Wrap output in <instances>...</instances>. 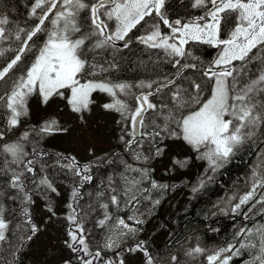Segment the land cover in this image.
I'll return each mask as SVG.
<instances>
[{
  "label": "trees",
  "instance_id": "16d2710c",
  "mask_svg": "<svg viewBox=\"0 0 264 264\" xmlns=\"http://www.w3.org/2000/svg\"><path fill=\"white\" fill-rule=\"evenodd\" d=\"M86 2L94 3L95 0ZM35 4L36 0H0V19L7 20L6 24L0 25L5 29L4 37L0 39V69L19 54L27 40L26 33L35 27L44 13L42 5L33 14ZM210 9L208 0L203 5H197L196 0H165L161 11L175 26L176 20L181 23L191 20L203 22L199 18L207 20L206 13ZM221 15L219 38L227 39L237 23L236 14ZM78 21L82 31L87 33L90 30L88 10L80 13ZM154 25H158L159 30H166L155 12L133 28L124 41L98 49L91 48L94 39L86 42L83 58L88 65L79 74L82 80L131 85L123 92L115 89L116 96L109 95L107 101L108 104L119 100L126 105L123 112L110 109L116 113L119 123L114 147L85 159L71 151L45 144L48 137L62 129L61 121L55 116L37 119L17 137L1 144L4 149L5 145L18 143L22 152L16 157L7 152L8 161L0 166V219L7 225L5 239L0 240V264L19 263L26 246L41 229L33 207L41 199L45 208H52L55 185L59 183L66 186L63 215L69 243L77 251L69 249L80 261L81 258L92 259L99 252L100 257L94 259L93 264H108L109 261L112 264L123 261L124 264L127 255L138 252L140 264H148L149 257L152 264H209L208 256L228 248L230 244L233 245L232 250L221 253L212 264H220L225 256H231L228 264H247L260 255L261 234L264 233V122L254 128L242 129V133L251 131L253 134L245 135L243 143L234 147L226 162H217L219 166L212 165L206 157L202 158L204 153L211 152L207 145H202L199 151L190 146L191 153L179 156L178 161L183 163L177 161V164L185 168L192 159L201 162L193 176L166 179L155 174L154 163L163 155L165 141L182 139L181 130L174 121L200 106L191 103L192 97L198 95L202 104L211 94L214 78L204 73L218 67L214 61L222 44L188 40L184 44L183 57L170 55V49L153 47L135 39L140 34L150 35L156 30ZM41 27L44 31L28 41L21 60L0 80V95L10 93L13 83L26 75L39 54L49 31L47 20ZM17 35L20 39L16 38ZM126 42L127 47H124ZM225 68L232 72L226 81L230 88L235 85L231 92L235 95L264 73V45H257L244 60H233ZM195 84L200 85L198 92ZM178 89L183 101L188 102L184 107H179L173 99ZM142 91L152 93L149 102L156 108L144 113L143 126L140 125L139 133L134 135L131 116L139 106L136 97ZM249 95H254L253 102H258L256 111H262L259 104L264 103V92ZM166 117L172 119L166 120ZM52 121H55L53 130L41 132V128ZM165 124L167 131L163 130ZM172 131L178 135H169ZM26 132L28 136L23 138ZM155 132H160V135L154 136ZM157 149H163L162 153L157 155ZM70 164L74 166L68 167ZM85 166H88L87 171ZM14 176L20 177L19 186H13ZM85 176L91 179L86 180ZM45 179L48 184L41 183ZM177 189L187 190L186 197L180 201L173 199L163 217L144 234L147 223L157 214L168 195ZM249 192L253 193L252 197L233 211ZM113 196L116 197L115 202L112 201ZM70 215L75 216V221L68 219ZM121 220L124 224H120ZM163 228L169 231L156 245L153 239ZM69 231L75 232L78 240L83 237L91 255L85 256L83 245L78 240L73 242ZM110 239L114 242L111 248L106 247ZM140 242H143L141 249L129 251ZM242 244L246 247H241ZM251 244L256 246H247ZM196 248L203 251L194 252ZM237 250L239 253L234 254Z\"/></svg>",
  "mask_w": 264,
  "mask_h": 264
},
{
  "label": "snow or ice",
  "instance_id": "6c2138e0",
  "mask_svg": "<svg viewBox=\"0 0 264 264\" xmlns=\"http://www.w3.org/2000/svg\"><path fill=\"white\" fill-rule=\"evenodd\" d=\"M204 2L205 0H196L197 5H203ZM208 2L211 4V9L206 13V16L210 17V21L203 24L194 21L185 23L181 27H175L161 11L165 0H95L94 3H88L86 0H60L59 5L57 0H36V4L32 9L33 14L43 4L48 3L49 6L43 15L39 17V22L35 27L26 33L27 40L24 41V47L19 50V54L0 69V80H3L17 62L21 60V54L28 48V41L32 40L37 33L44 31L41 26L49 18L48 14L58 7L59 10L51 18L52 29L48 31L47 40L39 49V54L34 62L27 69L26 75L19 77L13 83L10 93L6 94V107L11 112L8 120L9 126H17L19 117L27 115V97L37 90L42 97V102L47 103L54 94L63 95L59 91L60 89H70L71 96L68 98V102L73 111L80 112L88 107L90 94L94 90L99 89L116 96L115 89L123 92L131 87V85L126 84L109 85L104 82L94 83L92 81L81 84L77 77L78 74L85 71L88 65V61L83 58L84 49L87 47L86 42L94 39L91 48L98 49L109 44L114 45L116 41H124L128 33L146 16L152 15L153 12L160 17L164 25L171 29L173 38H175V34H180V46L175 43H169V37L161 34L158 25L153 26L156 30L150 35L140 39L146 43L159 39V44L153 43L152 46L164 47L165 50L170 49V55L183 57L185 52L182 46L188 40L204 39L206 43L225 46L219 58L214 61V64L217 66L229 65L233 60H244L248 53L257 45H264V0H208ZM84 10H88L90 19V30L87 33L82 31L78 21L80 13ZM223 13H234L237 20L229 39L226 40L219 39L220 23L223 18L221 14ZM102 16L106 19H102ZM106 20L115 21V29L111 33L107 31L108 23ZM199 20L204 21L205 17H200ZM6 23V19H0V25ZM175 25H181V21L176 20ZM4 31L5 29L0 27V39L4 37ZM20 31L24 30L21 29ZM16 38L20 39L19 35ZM124 47H127V42ZM176 63L179 64V61H176ZM185 67H194V65H185ZM204 75L215 78L211 97L202 104L198 95L192 97L191 103L200 106L188 115H182L179 120L174 122L181 130L182 139L192 145L195 150L199 151L202 145H214L211 152L204 153L202 158L206 157L212 165L219 166L217 162H226L229 155L233 153L234 147L243 143L245 135L251 136L253 134L251 131L242 133V129L254 128L264 122V103L259 104V108L262 111H256L258 102H253L255 96L249 95L250 93L264 92V87H261L264 84V73H261L258 79L245 85L235 95L231 94L235 85L233 84L230 88L226 81L227 77L232 76L230 70L225 69L224 71L216 72L210 68L205 71ZM169 83L173 82L169 81ZM147 86L150 88L151 84ZM194 87L198 92L200 85L195 84ZM180 91L178 89L173 94V99L179 107H184L188 102L183 101ZM150 95H152L151 92L136 97L139 101V106L135 108L134 114L131 116L134 125L143 126L144 113L149 109L156 108V105L149 102ZM0 99H4V97H0ZM103 107L123 112L126 105L117 100L115 103H108L103 105ZM226 116H231L232 118L226 119ZM165 119H172V117H166ZM54 125L55 121L46 123L41 128V132L52 131ZM163 130L167 131V124H165ZM159 135L160 132L154 133V136ZM169 135L175 137L178 133L172 131ZM2 136L3 134L0 133V138ZM27 136V132L23 134V138H27ZM4 150L13 157L22 152V148L18 143L5 145ZM162 151L163 149H157V155L161 154ZM29 163L31 162L29 161ZM178 163L182 164L183 162L178 161ZM73 166L72 164L68 165V167ZM87 170L88 166H85V171ZM28 171H31V168ZM84 179H91V177L85 176ZM19 180V176H14L13 186H19L17 184ZM41 183L48 184V181L45 179ZM48 186L51 187L50 184ZM153 186H156L155 183H153ZM75 195L76 193L74 192L73 196ZM252 195L253 193L249 192L241 198L240 203L235 206L233 211H236L241 204L246 203ZM112 201H116L115 196L112 197ZM104 207L107 206L105 205ZM68 219L75 221V216L70 215ZM100 223L103 224L104 221L101 220ZM120 224H124V221L121 220ZM124 226L128 227L127 225ZM6 228V223L3 219H0V240L5 239L4 230ZM35 230V226H33V231L35 232ZM129 231L134 232L135 229H129ZM241 231L243 232L244 230ZM69 236L73 242H77L78 238L75 232L69 231ZM78 243L83 245L82 251L85 256L91 255L83 237L79 238ZM113 243L110 239L106 247L111 248ZM142 243H138L136 248L129 251L141 249ZM68 246L73 251H77L72 243H69ZM247 246L255 247L256 245ZM241 247H246V245L242 244ZM232 248L233 245L230 244L228 248H222L215 255L208 256L209 264L219 259L221 253L229 252ZM193 251L198 253L203 250L196 248ZM238 253L239 250L234 254ZM145 254L147 255V253ZM99 257L100 253L96 252L92 259L81 258L82 264H93V260ZM230 259L231 256H225L220 264H228ZM173 260H175V257H173ZM256 261L259 264H264V233L261 234L260 255L255 256L247 264H255ZM108 264H112V262L109 261ZM120 264H123V261H120ZM148 264H152L150 257L148 258Z\"/></svg>",
  "mask_w": 264,
  "mask_h": 264
},
{
  "label": "rangeland",
  "instance_id": "374dc122",
  "mask_svg": "<svg viewBox=\"0 0 264 264\" xmlns=\"http://www.w3.org/2000/svg\"><path fill=\"white\" fill-rule=\"evenodd\" d=\"M57 2L59 5L60 0H57ZM43 5L46 11L49 5L48 3ZM58 10L59 7L57 9H53L47 19L49 30L52 29L51 18ZM194 21H187L181 23V25H175V27H181L185 23ZM208 21H210V17L203 22H195L203 24ZM112 24L115 29L114 20H112ZM231 32L229 33V37ZM179 37L180 34L177 33L175 34L173 42H168L175 43L177 46H180ZM229 37L227 39H229ZM219 39L226 40L222 38ZM224 47V45H221L216 59L219 58ZM227 66L228 65H219L212 70L216 71V69L219 68V71L216 72H221L224 71ZM77 79L81 84L92 81L94 83L104 82L109 85H114L101 80H82L79 74ZM214 84L215 78L213 81V87ZM59 91L62 92L63 95L54 94L49 98L47 103L42 102V97L38 90L29 95L27 97V115L19 117V124L15 127H10L8 124L11 112L6 107V95H0V97H4V99H0V133L3 134L0 140V166L6 163L9 158L7 152L4 151L3 147H1V144L14 139L21 132L28 129L31 123H34L37 119L45 116H55L59 118L62 125V129L60 131L55 132L51 137H48L45 140V144L49 146L59 148L61 150L71 151L76 156L85 159L115 146L116 143L114 139L119 127L116 113L103 107V105L107 104V101L109 100V93L100 91L99 89L92 91L88 107L86 109H82L80 112H76L73 111L68 102V98L71 96V90L65 88L60 89ZM210 97L211 94L207 99ZM190 146L192 145H187L182 139L165 141L164 153L158 157L154 163L155 174L160 178L166 179H176L181 176H193L195 171L201 167V162L192 159L185 168H181L177 164L179 156L191 153L192 150ZM207 148L212 150L214 145L208 144ZM186 193L187 190L183 189H177L173 193H170L161 204L157 214L147 223L144 234L154 227L163 217L164 212L167 210L173 199L180 201L186 197ZM65 197L66 186L59 183L55 185L53 197L54 203L52 208H45L42 200H37L35 206L33 207V213L35 218L41 224V229L26 246L18 264H82V261L73 257V254L68 246L69 237L66 219L63 215ZM168 231V228L159 230L153 239L154 243L156 245L160 244L167 235ZM139 255L140 254L138 252L127 255L125 257L124 264H140Z\"/></svg>",
  "mask_w": 264,
  "mask_h": 264
},
{
  "label": "water",
  "instance_id": "95a60500",
  "mask_svg": "<svg viewBox=\"0 0 264 264\" xmlns=\"http://www.w3.org/2000/svg\"><path fill=\"white\" fill-rule=\"evenodd\" d=\"M141 37L146 38L147 36L146 35H138V36L135 37V39L136 40H141L140 39ZM158 40L159 39H157L156 41H150L149 43H157ZM141 41H143V40H141ZM142 94H145L146 95V94H148V91H142V92H140L137 97L141 96ZM132 128H133V134L134 135H137L139 133V130H140V125H134L133 124V121H132Z\"/></svg>",
  "mask_w": 264,
  "mask_h": 264
},
{
  "label": "flooded vegetation",
  "instance_id": "af4514ba",
  "mask_svg": "<svg viewBox=\"0 0 264 264\" xmlns=\"http://www.w3.org/2000/svg\"><path fill=\"white\" fill-rule=\"evenodd\" d=\"M101 12H103V10H101ZM102 19H106L105 17H101ZM106 22L108 23V26H110V27H113V24H112V21H108V20H106ZM160 32H161V34L163 35V36H168L169 37V41H171V42H173V40H174V38H173V34H172V32H171V29L168 27V26H166V30H159ZM157 44H159V42L157 43Z\"/></svg>",
  "mask_w": 264,
  "mask_h": 264
},
{
  "label": "bare ground",
  "instance_id": "6f19581e",
  "mask_svg": "<svg viewBox=\"0 0 264 264\" xmlns=\"http://www.w3.org/2000/svg\"><path fill=\"white\" fill-rule=\"evenodd\" d=\"M107 31H108L109 33H111L112 31H114V29H112L110 26H108ZM168 82H169V81H168Z\"/></svg>",
  "mask_w": 264,
  "mask_h": 264
},
{
  "label": "built area",
  "instance_id": "2783aa9c",
  "mask_svg": "<svg viewBox=\"0 0 264 264\" xmlns=\"http://www.w3.org/2000/svg\"><path fill=\"white\" fill-rule=\"evenodd\" d=\"M1 139V138H0Z\"/></svg>",
  "mask_w": 264,
  "mask_h": 264
}]
</instances>
